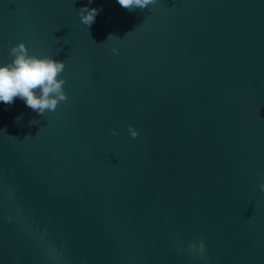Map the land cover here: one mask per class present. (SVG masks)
<instances>
[{
    "label": "water",
    "instance_id": "95a60500",
    "mask_svg": "<svg viewBox=\"0 0 264 264\" xmlns=\"http://www.w3.org/2000/svg\"><path fill=\"white\" fill-rule=\"evenodd\" d=\"M21 42L68 99L0 102V264H264V0H0Z\"/></svg>",
    "mask_w": 264,
    "mask_h": 264
},
{
    "label": "clouds",
    "instance_id": "9594fccd",
    "mask_svg": "<svg viewBox=\"0 0 264 264\" xmlns=\"http://www.w3.org/2000/svg\"><path fill=\"white\" fill-rule=\"evenodd\" d=\"M92 0H89L91 3ZM118 4L126 10H141L149 5L157 4L158 0H117ZM98 10L88 8L87 5L79 9L78 15L82 24L90 26ZM114 54L116 48H112ZM9 54L13 57L10 63L0 65V102L11 105L16 98L24 101L25 105L34 110L39 115H44L45 111H55L57 106L68 99L63 90L66 81L58 78L64 71L65 65L62 61L49 57L37 58L29 55L24 43L13 45L9 49ZM22 117H17V121ZM31 123L36 124L33 120ZM128 133L132 138H136L138 132L131 125L128 126ZM112 135H117V130L112 129ZM259 190L264 192V182L259 185ZM191 247L195 248V245ZM200 252H203L204 245H199Z\"/></svg>",
    "mask_w": 264,
    "mask_h": 264
}]
</instances>
